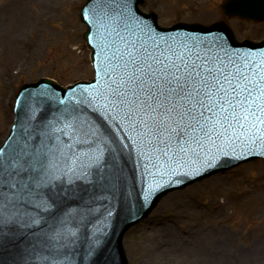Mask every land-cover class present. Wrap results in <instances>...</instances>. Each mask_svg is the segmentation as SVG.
I'll use <instances>...</instances> for the list:
<instances>
[{
    "label": "snow or ice",
    "instance_id": "snow-or-ice-1",
    "mask_svg": "<svg viewBox=\"0 0 264 264\" xmlns=\"http://www.w3.org/2000/svg\"><path fill=\"white\" fill-rule=\"evenodd\" d=\"M105 23L110 54L95 93L75 103L60 99L65 107L35 145L13 139L0 147V239L5 230L32 229V264H65L53 254L77 242L96 212L90 205L53 214L54 197L76 183H94L107 154L116 151L119 136L109 135L111 127L105 131L98 119L124 131L141 157L147 156L145 166L158 171L162 163L173 169L199 158L208 144L241 137L264 142V63L225 58L189 41L152 47L123 12ZM29 110L34 118L38 109Z\"/></svg>",
    "mask_w": 264,
    "mask_h": 264
},
{
    "label": "rangeland",
    "instance_id": "rangeland-1",
    "mask_svg": "<svg viewBox=\"0 0 264 264\" xmlns=\"http://www.w3.org/2000/svg\"><path fill=\"white\" fill-rule=\"evenodd\" d=\"M86 0H0V143L19 87L92 78L78 20ZM225 0H144L161 26L227 24L237 40L264 39V22L223 15ZM129 264H264V159L166 195L123 239Z\"/></svg>",
    "mask_w": 264,
    "mask_h": 264
},
{
    "label": "water",
    "instance_id": "water-1",
    "mask_svg": "<svg viewBox=\"0 0 264 264\" xmlns=\"http://www.w3.org/2000/svg\"><path fill=\"white\" fill-rule=\"evenodd\" d=\"M139 4H142L141 0H116L115 11L108 13L105 12L107 10H104V12L100 13L99 9L102 6V3H100V5H94L93 3L89 12H92L93 10L96 11L94 14L95 22H92V17L87 14L85 10L86 8L84 9L85 12L82 19L86 22L88 21L91 25V31L88 30L85 33L84 38L86 41L89 39L90 44L95 49V55L92 54L91 57L92 59L95 58L96 61L97 80L91 83H78L76 86L68 88L67 90H64L48 79H42L36 84L24 86L20 96L17 124L14 127L7 144L14 139L21 142L27 140L30 145H35L37 140L42 136V129L47 125L48 121H50L61 108L65 107V105H60L58 103L60 99L75 103V99L79 98L81 95L95 93L100 84L103 83L102 69L106 64L105 56L110 54L106 47L111 39L108 35L110 26L105 22L110 16L117 12H123L126 16L131 17V24L137 34L142 36L143 40L147 41L152 47H155L156 44H159L161 47H166L167 44H176L178 46L180 42L189 41L191 43H198L201 50H203L205 45L210 46L214 53L225 56V58L230 55L233 58H250V61L264 63V41L261 43H253L249 41L236 43L231 31L221 23L209 27H204L198 24H179L172 29H160L156 26V17L153 14L143 15L138 12ZM222 9L228 17L238 16L249 21H264V0H227L223 2ZM136 22H140V25L136 26ZM29 105L38 109L35 117L31 119L29 118L31 115ZM98 123L102 125L105 131H108L109 127H111V131H108V134H115L113 135L114 139L115 136H119V142L114 145L116 151L114 153H108L106 156L103 173L98 172L94 176V186H96L100 179L104 180L103 183L109 184V187H106L107 191H110V194L108 195L107 192L106 196L112 195L115 197V200L117 199L116 209L119 210L114 215V221H123V227L119 232V235L115 237L118 244L121 240L122 232L146 215L149 209L145 207L146 204H154L168 191L183 186L184 184H190L195 178L201 179L214 173L225 171L237 165L239 162L252 159L255 155L260 154L254 152L241 158L237 157V144H240L244 140H249L245 137H241L239 140H236L235 143L218 142L216 145L208 144L201 152L205 154L204 158L201 159V163H198L195 167V171L200 172L203 169L202 164L208 166L206 171L200 172L201 175H198L193 179L184 180L177 186H169L161 189L160 186L158 189L154 190L151 188L154 187V181L145 182V180H143V184L145 185L144 188L125 190L133 188L132 184H127L126 182L135 181V170L139 169L138 167L140 166L144 167L143 163H145L148 158H145L144 161L141 162L142 158L138 151L134 154H129L131 153L130 148H122L121 145H127V147H130L132 145V140L128 138L123 139V136H125L124 131L111 125L110 121L105 124L104 121L98 119ZM260 127L264 129V125H260ZM201 153L200 157L203 156ZM235 156L238 158L237 160H234ZM195 159L197 158H188L187 161L191 162ZM216 160L219 161L214 163ZM151 174H154V176H151L152 179L155 178L159 172L153 171ZM100 185H102V183ZM120 185L123 187L122 189L120 188ZM162 186L165 187V184ZM70 188L77 190V187L72 185L71 187H66L64 189V194H66ZM123 190L126 191L124 195L122 194ZM57 191H60V189L58 188ZM48 195L52 196L53 194L49 192ZM54 199L55 209L53 214H58L59 212H62L60 204L62 195L56 196ZM58 205L59 208H57ZM86 207L87 204H84L83 209ZM5 231V237L0 239V248L3 242L12 246V242H15L16 239L19 240L18 238L21 239L20 242L23 241L29 245L30 242L35 239V237L31 235V232L33 231L32 229H20L14 233H7V230ZM116 233L112 237H114ZM24 246L25 248L23 251H29V257H27L29 258V261L27 264H30L29 262L33 261V256L30 252L32 248L26 244ZM66 249L67 250H62L56 257L58 260L64 261L65 264H73L74 260L78 259L74 254L77 255L81 249H79V247H75V249L67 247ZM68 252L72 254H68ZM103 253L104 252H101L98 257H103ZM10 254L16 256L13 252ZM3 256L5 255L2 254L0 256V264L15 263L7 258H3ZM81 259H83V257ZM115 260L117 264H125L118 255L115 256ZM83 262L80 260L76 264H83Z\"/></svg>",
    "mask_w": 264,
    "mask_h": 264
},
{
    "label": "bare ground",
    "instance_id": "bare-ground-1",
    "mask_svg": "<svg viewBox=\"0 0 264 264\" xmlns=\"http://www.w3.org/2000/svg\"><path fill=\"white\" fill-rule=\"evenodd\" d=\"M109 11H115V7L110 5ZM239 147H241V146H239ZM240 151H244V150H240ZM103 261H104L103 259H99V263L98 264H103Z\"/></svg>",
    "mask_w": 264,
    "mask_h": 264
}]
</instances>
